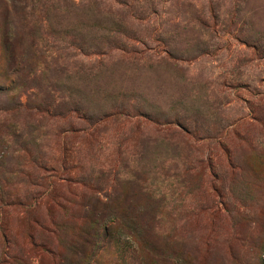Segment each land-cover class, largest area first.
Masks as SVG:
<instances>
[{
    "label": "rangeland",
    "instance_id": "rangeland-1",
    "mask_svg": "<svg viewBox=\"0 0 264 264\" xmlns=\"http://www.w3.org/2000/svg\"><path fill=\"white\" fill-rule=\"evenodd\" d=\"M0 264H264V0H0Z\"/></svg>",
    "mask_w": 264,
    "mask_h": 264
}]
</instances>
